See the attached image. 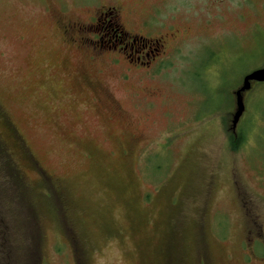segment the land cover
I'll list each match as a JSON object with an SVG mask.
<instances>
[{"label":"rangeland","instance_id":"rangeland-1","mask_svg":"<svg viewBox=\"0 0 264 264\" xmlns=\"http://www.w3.org/2000/svg\"><path fill=\"white\" fill-rule=\"evenodd\" d=\"M263 65L264 0H0V264H264Z\"/></svg>","mask_w":264,"mask_h":264},{"label":"water","instance_id":"water-1","mask_svg":"<svg viewBox=\"0 0 264 264\" xmlns=\"http://www.w3.org/2000/svg\"><path fill=\"white\" fill-rule=\"evenodd\" d=\"M241 82L242 83L238 87V89L234 91L236 108L231 116L230 130L232 132L235 131V128L239 122V118L245 110V106L242 100V96H243L242 93L250 90L253 82H257V83L264 82V65L260 68H255L251 70L249 73L245 74L242 77Z\"/></svg>","mask_w":264,"mask_h":264},{"label":"trees","instance_id":"trees-1","mask_svg":"<svg viewBox=\"0 0 264 264\" xmlns=\"http://www.w3.org/2000/svg\"><path fill=\"white\" fill-rule=\"evenodd\" d=\"M254 85H263V83H257V82H253ZM261 93L263 94L264 93V89L263 91L261 90ZM241 130V129H240ZM236 132V134H234ZM234 133H230L229 135V143L231 144V147L234 149V150H237L239 148V146L241 145L240 143L244 140L245 138V135L244 134V131L241 130V132H237V131H234ZM6 146L5 144L3 143V141L0 140V159H3V160H6L3 156H8V153L5 152V149ZM7 164L9 165V161H3L1 162V166H6L7 167ZM8 175L10 176L9 172H8ZM16 185H18V183L15 182Z\"/></svg>","mask_w":264,"mask_h":264},{"label":"flooded vegetation","instance_id":"flooded-vegetation-1","mask_svg":"<svg viewBox=\"0 0 264 264\" xmlns=\"http://www.w3.org/2000/svg\"><path fill=\"white\" fill-rule=\"evenodd\" d=\"M115 16H116V14H115ZM138 59H139V58H136L135 61L138 62ZM130 61H132V60H130Z\"/></svg>","mask_w":264,"mask_h":264}]
</instances>
